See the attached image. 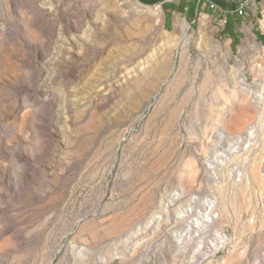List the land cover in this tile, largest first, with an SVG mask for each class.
I'll list each match as a JSON object with an SVG mask.
<instances>
[{"label": "rangeland", "instance_id": "rangeland-1", "mask_svg": "<svg viewBox=\"0 0 264 264\" xmlns=\"http://www.w3.org/2000/svg\"><path fill=\"white\" fill-rule=\"evenodd\" d=\"M168 1L0 0V264H264L258 16L235 46L227 0Z\"/></svg>", "mask_w": 264, "mask_h": 264}, {"label": "built area", "instance_id": "built-area-1", "mask_svg": "<svg viewBox=\"0 0 264 264\" xmlns=\"http://www.w3.org/2000/svg\"><path fill=\"white\" fill-rule=\"evenodd\" d=\"M204 3L206 0H203ZM254 12V7L250 4L247 0H240L237 4V6L234 9H227L225 10L226 13V19L224 20L225 23H227L228 15L235 14L238 17L241 18V16H248L250 17ZM244 27H248V24L243 23ZM250 29V27L248 28ZM258 38V37H257ZM260 81V88L253 92L255 94V98H262L263 99V110H264V66L261 71V75L259 78ZM260 122L255 121L251 123L247 129H245L244 132L239 133V144H231V142L228 144V148H224L222 151L216 153L213 159V163H215V166H221L225 164L226 162H231L232 156H235L236 154H239V150H250L254 148L256 142L258 141V135H259V129H260ZM237 168H234L233 173L237 178L245 177V171L240 168V166H236ZM212 168L214 166L212 165ZM194 203H196L195 200H199V196L193 197ZM201 202V200H200ZM203 202V203H202ZM201 202V206H208V213H201L200 210H196L198 212V217L193 219L192 223L194 222L195 230L198 228V230H203L207 224H212L216 218L219 217L218 214V208H217V201L215 199L205 198ZM259 202L261 205L264 206V198L260 197ZM182 210L192 211L191 208L183 207ZM191 223V224H192ZM191 224L189 225V229L192 227ZM219 234H226V241H219ZM210 241H218V248L216 251H207V258L209 256H218V254L224 253L229 246L231 245V237L225 232L222 231L221 233H217V231L214 232L213 237L211 239H208V242ZM201 249H207V244L205 246L201 245ZM206 258H200L199 253V260L202 262Z\"/></svg>", "mask_w": 264, "mask_h": 264}, {"label": "trees", "instance_id": "trees-1", "mask_svg": "<svg viewBox=\"0 0 264 264\" xmlns=\"http://www.w3.org/2000/svg\"><path fill=\"white\" fill-rule=\"evenodd\" d=\"M203 0H179V1H168L163 3V8L167 15V26L170 24V17L173 11H177L185 15L189 20H195L202 10ZM242 17V16H241ZM242 23L240 17L235 14L228 15L227 23L223 29V34L233 38V43L236 46L240 42V32L238 26ZM258 38L264 44V35H259Z\"/></svg>", "mask_w": 264, "mask_h": 264}, {"label": "crops", "instance_id": "crops-1", "mask_svg": "<svg viewBox=\"0 0 264 264\" xmlns=\"http://www.w3.org/2000/svg\"><path fill=\"white\" fill-rule=\"evenodd\" d=\"M240 0H227V2H225L226 6H233L234 9L238 2ZM250 2V4L254 7V16H258L257 18V26H258V31H257V35H264V0H247ZM241 19V18H240ZM262 42V41H261ZM263 43V42H262Z\"/></svg>", "mask_w": 264, "mask_h": 264}]
</instances>
